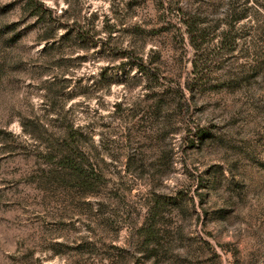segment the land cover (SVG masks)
I'll use <instances>...</instances> for the list:
<instances>
[{
    "label": "rangeland",
    "instance_id": "1",
    "mask_svg": "<svg viewBox=\"0 0 264 264\" xmlns=\"http://www.w3.org/2000/svg\"><path fill=\"white\" fill-rule=\"evenodd\" d=\"M32 1L0 0V264H264V0Z\"/></svg>",
    "mask_w": 264,
    "mask_h": 264
},
{
    "label": "trees",
    "instance_id": "2",
    "mask_svg": "<svg viewBox=\"0 0 264 264\" xmlns=\"http://www.w3.org/2000/svg\"><path fill=\"white\" fill-rule=\"evenodd\" d=\"M31 2L33 3V1L31 0ZM32 8V10H33V15H35V16H41V13L43 12L42 11V9H41V5H39V4H34L33 3V6L31 7ZM42 18V17H41ZM80 170V169H79ZM82 173V172H81Z\"/></svg>",
    "mask_w": 264,
    "mask_h": 264
}]
</instances>
